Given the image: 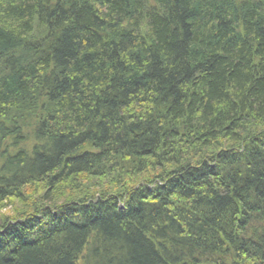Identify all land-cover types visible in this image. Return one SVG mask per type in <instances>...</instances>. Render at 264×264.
<instances>
[{
    "label": "trees",
    "instance_id": "trees-1",
    "mask_svg": "<svg viewBox=\"0 0 264 264\" xmlns=\"http://www.w3.org/2000/svg\"><path fill=\"white\" fill-rule=\"evenodd\" d=\"M9 199L0 264H264V0H0Z\"/></svg>",
    "mask_w": 264,
    "mask_h": 264
},
{
    "label": "rangeland",
    "instance_id": "rangeland-1",
    "mask_svg": "<svg viewBox=\"0 0 264 264\" xmlns=\"http://www.w3.org/2000/svg\"><path fill=\"white\" fill-rule=\"evenodd\" d=\"M90 188V187H89ZM21 203L18 199H9L0 204V216L1 215H15L16 211L20 208Z\"/></svg>",
    "mask_w": 264,
    "mask_h": 264
}]
</instances>
